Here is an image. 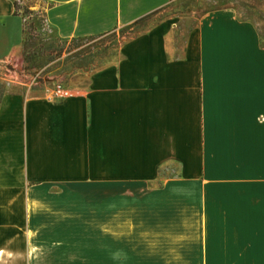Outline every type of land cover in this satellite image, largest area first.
Masks as SVG:
<instances>
[{
  "label": "crops",
  "instance_id": "crops-1",
  "mask_svg": "<svg viewBox=\"0 0 264 264\" xmlns=\"http://www.w3.org/2000/svg\"><path fill=\"white\" fill-rule=\"evenodd\" d=\"M40 1L62 41L170 3ZM175 27L123 44L62 103L0 83V264H264V48L231 10L170 51ZM23 36L0 0V63Z\"/></svg>",
  "mask_w": 264,
  "mask_h": 264
},
{
  "label": "rangeland",
  "instance_id": "rangeland-1",
  "mask_svg": "<svg viewBox=\"0 0 264 264\" xmlns=\"http://www.w3.org/2000/svg\"><path fill=\"white\" fill-rule=\"evenodd\" d=\"M11 2L23 21L24 36L18 56L0 63V83L21 84L32 91L45 93L54 85H61L73 93L86 89L95 72L116 64L123 44L168 21L176 25L168 37V48L179 51L200 17L223 10L233 11L240 22L250 24L264 48V0H170L160 12L136 26L117 29L106 36L71 41L59 40L54 30L45 24L43 15L48 7L45 2ZM82 192L99 194V188H84Z\"/></svg>",
  "mask_w": 264,
  "mask_h": 264
},
{
  "label": "built area",
  "instance_id": "built-area-1",
  "mask_svg": "<svg viewBox=\"0 0 264 264\" xmlns=\"http://www.w3.org/2000/svg\"><path fill=\"white\" fill-rule=\"evenodd\" d=\"M46 99L52 103H58L72 99L75 93L64 89L61 85H54L51 89L45 90Z\"/></svg>",
  "mask_w": 264,
  "mask_h": 264
},
{
  "label": "trees",
  "instance_id": "trees-1",
  "mask_svg": "<svg viewBox=\"0 0 264 264\" xmlns=\"http://www.w3.org/2000/svg\"><path fill=\"white\" fill-rule=\"evenodd\" d=\"M14 7H15V4H14ZM141 22V21H140ZM140 22H137V23H135L133 26H136L138 23H140Z\"/></svg>",
  "mask_w": 264,
  "mask_h": 264
}]
</instances>
